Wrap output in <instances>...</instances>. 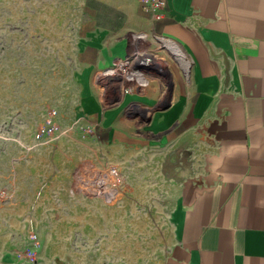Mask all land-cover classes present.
<instances>
[{"label":"rangeland","instance_id":"1","mask_svg":"<svg viewBox=\"0 0 264 264\" xmlns=\"http://www.w3.org/2000/svg\"><path fill=\"white\" fill-rule=\"evenodd\" d=\"M85 3L0 0V230L20 239L25 226L27 254L66 264H155L171 239L185 152L135 113L107 127L90 111L79 81ZM141 63L115 70L114 84L94 73L97 98L130 91Z\"/></svg>","mask_w":264,"mask_h":264},{"label":"crops","instance_id":"2","mask_svg":"<svg viewBox=\"0 0 264 264\" xmlns=\"http://www.w3.org/2000/svg\"><path fill=\"white\" fill-rule=\"evenodd\" d=\"M84 9L92 28L79 81L90 111L107 127L135 113L185 152L171 239L155 264H264V0H165L160 19L138 0H86ZM141 58L132 90L107 105L97 98L94 73ZM10 232L0 230V264H66L27 254L25 226L20 239Z\"/></svg>","mask_w":264,"mask_h":264},{"label":"built area","instance_id":"3","mask_svg":"<svg viewBox=\"0 0 264 264\" xmlns=\"http://www.w3.org/2000/svg\"><path fill=\"white\" fill-rule=\"evenodd\" d=\"M138 2L142 5V7L145 9V11L149 12L152 15V17L154 19H160L162 17V10L165 7V0H138ZM128 66H129V60H127V59H121V60H118L116 62V67L123 72L125 70L130 69V67H128ZM112 71H113V69H112ZM122 79L123 78H121V80ZM127 80H129V79H127ZM114 173H115V171L112 170L111 174L113 175ZM31 237L35 238L36 235L32 234Z\"/></svg>","mask_w":264,"mask_h":264},{"label":"bare ground","instance_id":"4","mask_svg":"<svg viewBox=\"0 0 264 264\" xmlns=\"http://www.w3.org/2000/svg\"><path fill=\"white\" fill-rule=\"evenodd\" d=\"M162 43L167 49H169L172 52V54H174L180 60V62H182V63L185 62L184 56L179 51V49L175 45H173V43H170V42H167V41H163ZM103 74L104 75H111V74L114 75L115 72L112 71V70H108V71H105V73H103ZM138 78H139L138 76L137 77L134 76V77H130L129 79L132 80V79H138ZM111 181H112V179L109 181V185L112 187L113 184H112ZM112 188H114V187H112Z\"/></svg>","mask_w":264,"mask_h":264}]
</instances>
